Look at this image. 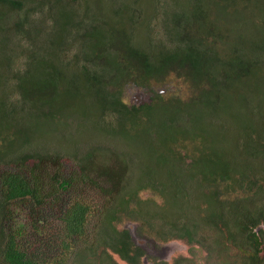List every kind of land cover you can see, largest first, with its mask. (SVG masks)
<instances>
[{
    "label": "trees",
    "instance_id": "trees-1",
    "mask_svg": "<svg viewBox=\"0 0 264 264\" xmlns=\"http://www.w3.org/2000/svg\"><path fill=\"white\" fill-rule=\"evenodd\" d=\"M54 1L64 7L58 20L52 17ZM75 1L78 5L0 0L13 28L29 31L31 42L21 49L27 59L22 70L14 71L9 61L5 79L15 77L16 88L5 82L6 88L17 96L5 92L0 105L15 110L22 104L24 121L38 130L25 137L24 121L0 113V167L37 163L30 175L13 168L0 175L3 216L11 214L13 204L32 205L29 226L12 225L4 239L3 264H169L156 255V244L181 239L215 258L221 251L214 249L218 237L241 239L243 258L235 264H264V116L255 123L241 106L226 110L221 100L222 90L237 76L252 78L254 65L262 62L258 55L251 60L235 49L237 55L227 58L230 50L214 49L222 32L217 36L191 25L180 33L184 23L178 0H97L90 3L89 15L81 12L85 0ZM27 2L33 14L48 13V25L58 21L61 27L60 35H49L46 50L33 41L44 18L30 16ZM69 9L75 10L74 18L66 13ZM161 13L167 16L162 24L170 33L167 42L152 36ZM72 31L77 34L71 36ZM70 45L73 61L66 59ZM260 49L264 52V45ZM175 65L185 69L198 90L191 102L173 103L161 94L151 103L126 100L129 90L150 86ZM235 117L245 122L227 131L223 119ZM214 126L220 129L215 138ZM92 143L113 147L129 162L121 186L108 188L110 202L100 209L90 199L49 196L57 189L64 196L74 188L77 174L65 177L58 164L66 157L86 163ZM46 163L57 164L54 176L48 175L50 194L45 193ZM145 191L159 196L162 204L144 197ZM45 197L61 203L59 236L47 238L44 224L36 220ZM167 208L174 209L172 214ZM164 217L167 224H156V218ZM93 219L98 220L94 226ZM143 228L152 234H143ZM135 234L154 246L138 244ZM183 260L177 257L172 264Z\"/></svg>",
    "mask_w": 264,
    "mask_h": 264
},
{
    "label": "rangeland",
    "instance_id": "rangeland-1",
    "mask_svg": "<svg viewBox=\"0 0 264 264\" xmlns=\"http://www.w3.org/2000/svg\"><path fill=\"white\" fill-rule=\"evenodd\" d=\"M28 1L31 2L34 0ZM70 1L78 5L75 0H68L69 3ZM29 2L25 5L28 9L29 15L36 20H39L40 17L44 18L43 22L37 27L41 32L34 37L35 39H33V41L46 50L50 47L52 41V39L49 38V35L52 37L60 35L61 27L58 21L53 22L51 26L48 25L51 24V21H49V18L47 17L48 13L33 14ZM178 2H182L179 9L184 23L181 25L180 33L186 32L185 28H191V25L194 30H204L206 33H213L214 31L217 36L219 32H222L224 38L223 40L220 38L215 40L214 49L219 50L224 48L230 50L227 51V58L235 57L239 51L245 54L246 58L251 60H256L258 55L262 62H258L254 65L252 78L248 80L244 77L237 76L238 79L222 90L223 93L221 100L227 105L226 110H233L238 104L250 114L253 122L256 123L258 120L262 121L264 116V52H262L260 48L264 45V0H178ZM90 3L99 4V1L85 0L84 8L81 11L82 13L88 15L91 14ZM53 6L54 10L52 11V17L58 20L63 13L64 7L62 3L56 1H54ZM69 10L70 12L66 13L71 15V18H74L76 15L75 10ZM5 12L6 8L0 5V96L4 95L5 92H8L11 98H15L17 96V91L12 93V91L9 92L6 88L7 83L8 85L10 83L13 84L14 87L16 84L15 77H12V81L8 82L7 79H5L10 72L8 67L9 61L14 71L22 70L24 62L27 59L21 49H24L26 46L29 48L31 42L29 31H27L26 35L24 32H20V29L18 28L14 29L10 19L5 16ZM166 18L167 16L163 13L157 17L155 29L152 34L155 40L160 37L161 40L167 42L170 33L165 32V28L162 25L164 22H167ZM169 22L171 29L172 22L171 20ZM27 28L30 30L29 25H27ZM13 32L14 34H12ZM192 33H195V36H199L201 32L192 31ZM74 34H77V32L72 31L71 36ZM256 36H258L259 39ZM181 41L182 39L180 38V42ZM173 45L174 44H172V47ZM71 47L72 45L67 48L66 59L73 61L74 58L72 59V57L74 54V48ZM235 49H237V52H233ZM229 70L232 71V74L236 75V72L232 67L228 68V71ZM186 73L187 72L184 68L175 65V68H173L167 76L161 77V80L156 82L152 80L151 83H149L151 85L146 86L148 89L140 87L139 90L143 93L152 91L153 93H148L150 98H153L156 94H161L162 97L173 103L177 99L182 102H191V99L198 95V90ZM219 78H221L224 81V84H226L225 78ZM132 79L133 78L130 80ZM137 91L138 89L136 88L129 90L126 100L131 102V95H136ZM19 106L21 107L22 104H19ZM19 106L13 110L9 104L4 106L0 105V113L4 111V117H10L8 119L13 118L18 122L24 121L26 117H24V112ZM13 111H18V113L11 117L10 114ZM209 122L212 123L211 121ZM223 122L225 124L224 128L229 131L245 121L241 118L235 117L232 119H223ZM23 128L25 137H27L28 134L38 133V130L31 126L28 121H24ZM17 131L19 130H15V132ZM210 132L211 135H214V138L220 135V129L217 126H214ZM17 136L20 138L21 136L23 137V134L20 133ZM218 141L219 140H217L216 143H218ZM87 149L89 159L86 163L81 164L75 159L66 157L58 164V167L63 171L65 177L75 176L77 174V177H75L76 185L73 186L74 188L64 196L59 194L61 192L59 189L49 196L58 195L63 201L72 198H80L82 200L90 199L97 207L103 209L110 202V198L113 195L110 194L108 188L114 186V189H117L121 186L123 180L127 176L129 162L128 159L124 157L121 158V154L113 147L110 148L100 143H92ZM191 152H194L193 146H191ZM36 165L37 163H29L23 168H20V165L16 164L1 166L0 175L3 170L7 168L21 170L24 174L30 175L31 172H33V170L31 171V168H35ZM44 167L46 169L44 176V180H46L45 193L48 192L50 194L48 175L51 174L54 176L57 164L46 163ZM52 181L53 180L51 179V182ZM193 185L198 186V184ZM52 189H54L53 182L50 190ZM142 195L144 197L150 196L154 202L162 204V199L150 191H145ZM232 197L234 196L232 195ZM29 206L32 208L31 204H29ZM29 206L27 204L24 205V203L13 204L11 206V214L6 216L2 215V210L0 211V264H3L2 256L4 239L12 228L11 226L13 225L16 228H22V230L29 226L28 222L31 213ZM60 207L61 203H57L50 197H45L42 204L37 206L35 217L36 220L42 222L40 224H44L42 225L41 231L48 234L47 238L57 235V230L62 227L61 216H59L61 210ZM173 211V208H167L166 213L172 214ZM192 212V210L189 211V213ZM97 221V219H93L91 223L92 226L96 225ZM155 221L156 224H167L169 218H156ZM129 227L134 228L133 225H129ZM143 229V234H152L147 228ZM212 232V230L208 231V235H211V238H214ZM218 240L221 242L219 245H216L217 247L215 246L214 249L221 251L214 254L215 258L208 257L207 251L204 248L191 245L181 239L166 243L160 242L156 244L157 247L154 249L156 255L160 258L168 259L169 264H172L177 257L185 258V260L182 261V264H235V262L240 261L243 258L241 253L238 252V249L241 246L240 238H235L234 242L228 241L225 237H218ZM225 243H228L229 246L224 247ZM138 244L143 243L138 242ZM147 244L151 247L154 246L149 243Z\"/></svg>",
    "mask_w": 264,
    "mask_h": 264
},
{
    "label": "water",
    "instance_id": "water-1",
    "mask_svg": "<svg viewBox=\"0 0 264 264\" xmlns=\"http://www.w3.org/2000/svg\"><path fill=\"white\" fill-rule=\"evenodd\" d=\"M140 88H138V91L136 93V95L134 96L137 100L138 103H145V101H148L149 103L152 102L153 98H150V95L148 93H143L141 92V90H139Z\"/></svg>",
    "mask_w": 264,
    "mask_h": 264
},
{
    "label": "flooded vegetation",
    "instance_id": "flooded-vegetation-1",
    "mask_svg": "<svg viewBox=\"0 0 264 264\" xmlns=\"http://www.w3.org/2000/svg\"><path fill=\"white\" fill-rule=\"evenodd\" d=\"M138 88H140V87L138 86ZM143 88L148 89V87H143ZM129 89H132V87H130ZM147 92L153 93L152 91H147ZM134 96H135V94L131 95V101H134L135 103H137V100H136V98ZM135 236H136L135 240L138 241V242H142V243L144 242L145 244L147 242H150V243L153 242V241H150L148 239H142L139 236H137L136 234H135Z\"/></svg>",
    "mask_w": 264,
    "mask_h": 264
}]
</instances>
